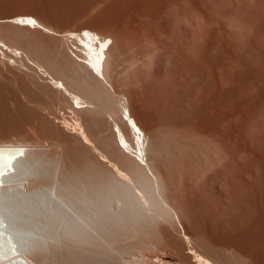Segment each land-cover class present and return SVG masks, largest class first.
Wrapping results in <instances>:
<instances>
[{
    "label": "rangeland",
    "instance_id": "1",
    "mask_svg": "<svg viewBox=\"0 0 264 264\" xmlns=\"http://www.w3.org/2000/svg\"><path fill=\"white\" fill-rule=\"evenodd\" d=\"M26 14L54 34L9 22ZM80 25L112 37L106 77L113 89H99L89 70L69 61L67 49L82 44H71L65 34L80 32ZM0 38L83 97L93 98L99 89L96 96H109L120 110L117 117L129 106L148 138L160 197L179 219H172L158 196L159 205L153 200L133 218L125 215L116 240L111 217L124 205L122 189L111 179L118 175L108 162L117 156L109 148L114 147L112 121L97 112L95 102V110L77 111L49 76L0 50V143L27 147L28 161L17 173L23 169L32 191L68 189L111 205L101 220L103 232L99 229L106 241L86 226L75 235L71 220L67 231L43 224L49 234L40 244L44 264H176L181 256L189 259L195 246L223 253L229 264H264V0H0ZM77 120L92 144L65 126ZM115 160L128 168L121 158ZM8 198L49 205L47 197L24 192ZM185 258L177 264H194V258Z\"/></svg>",
    "mask_w": 264,
    "mask_h": 264
},
{
    "label": "bare ground",
    "instance_id": "2",
    "mask_svg": "<svg viewBox=\"0 0 264 264\" xmlns=\"http://www.w3.org/2000/svg\"><path fill=\"white\" fill-rule=\"evenodd\" d=\"M101 10L104 12L105 8H104V10L101 8ZM105 13H106V10H105ZM9 22L14 23V25L15 24L19 25L20 27L26 26V27H31L34 29L38 28V29H42L43 31H46L47 33L54 34V32L49 27L41 24L32 15H27V14L26 15H20L18 17L9 19ZM81 27H83V26H81ZM85 27L86 26H84L82 28L83 30L81 29V31L78 33H77V31L76 32L71 31V32H68L65 34V36L68 37V41L71 42V44L73 42H75V43L78 42V44L80 42L82 44L81 49H79L81 47V45L79 48L75 46V51L79 50L78 52H80V54L75 53L74 49H72L70 47L71 44L69 45L70 48L67 49V56L69 58V61L71 60L72 62L78 63L79 65L83 66L85 69L89 70V72H91L94 75V77L97 78L95 81L97 82V80H98L97 83H100L102 85L101 86L99 84L100 85L99 89L104 90L102 88H105L106 85H107L106 88L109 86L111 89H113V87H111L109 84L110 81L106 77V73H107V70H106L107 69V67H106L107 63L106 62H107V58H108L109 52L111 51L112 44H113V41L111 39L112 37L109 38L107 36L105 37L104 35L102 36L98 32H96L92 29H89L87 27L85 28ZM66 37H64V38H66ZM74 45H77V44H74ZM69 49L80 60L74 59V57L69 52ZM0 50L2 51L3 54H6V55L9 54V56L15 57L18 60L25 58L28 61V60L32 59L22 49L7 44L1 38H0ZM82 59L85 62H82L81 61ZM28 63H29V61H28ZM29 65L36 67V70L39 72V74L44 75V77L49 76L50 78L48 77V79H50V84H52L51 86H53L55 89H57L61 92H64V94L68 95L70 100H71L70 102L72 103V106L74 109H77V111L78 110L84 111L86 109L95 110L96 107L93 106V102H95L96 103L95 106H97V108H96L97 112L101 111V112L105 113L109 117V119L112 121V122H110V123H113V125L111 124L112 127L116 128V130L112 128V130H113L112 133L114 134L113 139L115 138L114 139L115 141L111 138L112 139L111 143H113L114 147H110L109 144L108 143L107 144H108L109 148L115 149V151L114 150L113 151L116 153L117 156L113 155V157H110V159L113 158L112 160H115V157H116V159H117V157L121 158V160L123 161V162L121 161V164L125 165V163H128L129 164L128 168H126L125 166L124 167L121 166V168H126L124 171L122 169V171H123L122 172V171H120L121 168L119 166H116V165L120 164L119 162L115 165L112 163V160L109 159L108 155H107L108 157L106 155H103V156H106L104 158L105 159L107 158L106 159L107 161H108V159L110 160V161H108L110 165L107 162L106 166L109 165L110 167L109 166L108 167L110 168V171L115 170L116 175H118L116 177L111 175V177H112L111 179H112L113 183L115 184V186H118L122 189L121 198L119 199V201H121V203L124 205V209L122 211H118L117 213H113V215L111 217L113 219H111V220H113L114 225H111V226L108 225L111 227L110 229H112L111 230L112 233L114 232L115 233L114 235L117 238L119 235L123 234L120 231V227L125 223V215L129 218H133L137 214H140L143 212L145 205L154 204L153 200L158 202V205L160 204L159 203L160 201L158 199V196L159 197L161 196L159 194V181H158L157 176L154 174V172L150 168V164H149L150 159L148 158V156L150 157V155H148L149 141H148V138L146 137V134H145L143 127L140 125V123L133 116L130 109L128 108L129 106H127V105L123 106V109L121 110L122 111L121 112L122 117L121 116H120L121 118L119 116L117 117L120 110L116 109L113 106L109 96H106V97H100L101 95H99V97L96 96V93L98 92L99 89H97V88L95 89V90H97V92H95L94 90L92 91L94 96H91V97H93V98H90V97H89V99L85 98V97H83L84 95L82 96L81 94H79L77 90H72L73 88L71 89L70 86H68L66 84L64 79L54 77L49 72V70H47L40 63H38L36 61H33V62L31 61L29 63ZM42 72H43V74H42ZM95 87H93V88H95ZM112 91L114 92V90H112ZM123 115H125V118H123ZM92 118H94V117H91L90 119H92ZM81 121L77 120V121H75V123L73 125H71V123H70V124H67L65 126H67L68 129L74 131V133L78 132L82 141H84L87 144L88 143L92 144L93 141L90 138L91 135L86 132L87 130H85V128L83 127L85 124L83 125V123ZM72 122H73V120H72ZM92 122H94V120H92ZM126 131H127V133H131L130 137H128L126 135ZM131 135H132V138H131ZM119 142L122 144L123 147L119 144ZM92 150H93V147H92ZM96 150H97V148H96ZM110 156H112V154ZM106 160H105V162H106ZM118 160L120 161V159H118ZM139 160L142 161L143 163L141 164ZM27 161H28L27 147H25V145L14 144L11 142L0 143V264H42L44 261V259H42V256L44 255L43 254L44 250L40 247V244L49 240V234L46 231L41 229V226L43 224L56 226L58 230H61L63 228L67 231L68 222L71 220V222L74 223V225L72 227V231L75 232V235H78L77 232L81 233V230L84 229V226H86L89 230H91L92 233L97 234L100 237L102 236V238H103V235L99 234L100 233L99 229L102 230L105 228V226H104L105 224L101 220H104L103 217L108 216V214H109L108 210L111 209V205L103 203L102 201L98 200V198L96 196H92V195L89 196V195L83 194V193L72 192L73 190H68V189H66L64 191V193L57 191V188H55L54 190H53V188L51 190H46L45 188H43L41 186H39L36 191L30 190L28 183H27V180L23 179V177L25 175V172L23 171V169L20 170L19 174L17 173V167L19 165L21 166V168L23 166L25 167V164L27 163ZM103 164H105V163H103ZM130 165L133 167V169L131 167V170H130ZM111 167H112V169H111ZM119 168H120V170H119ZM127 169H129V170H127ZM115 172H112V173L115 174ZM110 174H111V172H110ZM236 176H237V174H236ZM203 178H202V180L205 179V178L204 179ZM229 178L232 179L234 177L231 178L229 176ZM235 178H234V180L236 181L237 178L236 179ZM238 179H239L238 181H240L239 177H238ZM200 182H201V180H200ZM205 183H206V179H205ZM241 185H242V183H241ZM132 186L134 187L135 190L140 191L142 193L141 194L139 192L141 194L140 197L136 194L135 191L132 190L133 189ZM238 186H240V185H238ZM70 188H72V187H70ZM218 188H221V187H218ZM219 190H222V189H219ZM19 192H24L27 196H33L34 195V196L39 197L40 199H43L42 197H47V199L49 201L48 202L49 205H47L43 201H39L37 204H34L32 206H29L30 204H25L22 202L12 203L8 197H12L14 194H19ZM224 195H225V193H224ZM160 198L162 200L161 202H164L162 204H165V206H167L172 211V215H173V217L171 216L172 219L173 218H174L173 220L177 219V222H178L179 219H178L176 212L172 209V207L170 205H168L166 203V201L162 197H160ZM242 206H244V205L242 204ZM247 207H248V205H247ZM247 207L244 206V210L248 209ZM102 232H103V230H102ZM70 233H71L70 230H68V234H70ZM184 236H185V239L187 240V242H189L190 241L189 239H191V238H189L186 234H184ZM104 239H105V241L107 240L106 237L103 238V240ZM116 240H118V238ZM109 241H110V239H109ZM108 243H106V244H108ZM200 245H199V247H200ZM102 247H103V244H102ZM195 247L194 248L192 247L190 249L191 250L190 253L188 252L189 254H187V255H188L189 259L185 258L186 255L184 257V256H181V254H180V256L185 258L186 262H187V260H188V262H190L191 261L190 258H194L195 259L194 262L191 261L194 264H229L228 262L227 263L224 262L225 260L223 261V259L220 257V255H222L223 253H221L219 255L220 252H218V254H217L216 253L217 251L212 252V251H208L209 249L206 250V249L201 248V247H200L201 250H199V249L196 250ZM188 249L189 248H187V250ZM214 249L215 248L213 247L212 250H214ZM210 250H211V248H210ZM100 251L102 252V250H100ZM104 251L102 253H104ZM183 251L184 250L182 249V252ZM107 252H108V250H107ZM107 254H109V253H107ZM107 254H105V255H107ZM125 255H124V257H125ZM110 256H111V254H110ZM112 256H111V258H112ZM121 256H122V254H121ZM180 256H177V257H180ZM97 257L98 256H96V259H97ZM166 257H169V256H166ZM172 257H174V255ZM223 257H225V256L223 255ZM105 258H107V257H105ZM175 258H174V261H175ZM118 259H119V257H118ZM163 259L165 260V258H163ZM94 260H92V261H94ZM111 260H113V259H111ZM122 261H124V260L117 261L116 264H121L120 262H122ZM137 261H139V260H136L135 262H137ZM158 261L161 262V260H158ZM180 261L177 260V262H180ZM86 262L87 261H85V263ZM177 262H176V264H177ZM123 263H125V262H123ZM129 263H131V262H129ZM164 264H166V263H164Z\"/></svg>",
    "mask_w": 264,
    "mask_h": 264
}]
</instances>
